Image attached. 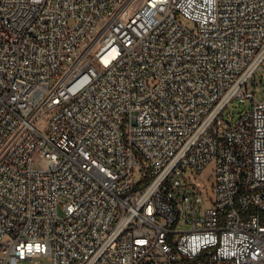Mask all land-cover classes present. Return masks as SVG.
Here are the masks:
<instances>
[{"label": "built area", "instance_id": "1", "mask_svg": "<svg viewBox=\"0 0 264 264\" xmlns=\"http://www.w3.org/2000/svg\"><path fill=\"white\" fill-rule=\"evenodd\" d=\"M263 64L264 0H0V264H264Z\"/></svg>", "mask_w": 264, "mask_h": 264}, {"label": "rangeland", "instance_id": "2", "mask_svg": "<svg viewBox=\"0 0 264 264\" xmlns=\"http://www.w3.org/2000/svg\"><path fill=\"white\" fill-rule=\"evenodd\" d=\"M185 25H187L188 27H192V25L183 20L182 21ZM72 24V22H71ZM263 70H264V64H263ZM264 75V71H259L258 74L256 75V77L253 79V81L249 84L248 89L249 91L255 92L256 93V101L257 102H262L264 100V89L260 90L258 88H255L253 90V85L254 82L259 81L261 82V78ZM252 108V100L250 99H246L245 101H240L239 98H235L229 105V107L224 111L223 113V120L228 123L229 125H235L237 123V121L239 120V118L244 115L246 112H249ZM209 169L206 171V173H208ZM136 180L140 181L141 180V174L139 172H136ZM60 216H63L64 213L62 211V208L59 211ZM197 217H199V214H197ZM192 228L191 224H181L178 227V230L180 231H184V230H189ZM49 264V261L44 258V257H40V258H36L33 262L31 261H26V262H21L20 264Z\"/></svg>", "mask_w": 264, "mask_h": 264}]
</instances>
